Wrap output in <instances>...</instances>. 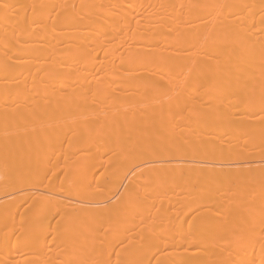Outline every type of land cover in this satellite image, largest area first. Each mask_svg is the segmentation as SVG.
I'll return each instance as SVG.
<instances>
[{"label":"bare ground","instance_id":"6f19581e","mask_svg":"<svg viewBox=\"0 0 264 264\" xmlns=\"http://www.w3.org/2000/svg\"><path fill=\"white\" fill-rule=\"evenodd\" d=\"M0 264H264V0H0Z\"/></svg>","mask_w":264,"mask_h":264},{"label":"rangeland","instance_id":"374dc122","mask_svg":"<svg viewBox=\"0 0 264 264\" xmlns=\"http://www.w3.org/2000/svg\"><path fill=\"white\" fill-rule=\"evenodd\" d=\"M253 160H254V159H253ZM251 161H252V160H251ZM60 165H61V163H60ZM60 165H59V166H60ZM59 168H60V167H59ZM57 170H58V169H57ZM102 170H103V168H102V169H99L97 172L100 173V172H102ZM57 172H58V174H57V180H59L58 175H59V176H62L63 171H62V169L60 168V170H58ZM97 172L95 173V175H98V174H99V173L97 174ZM60 173H61V174H60ZM94 178H95V177H94ZM93 181H94V180H93ZM93 183H94V182H93ZM94 184H95V183H94ZM94 184H92V185L90 184V186L92 187V186H94Z\"/></svg>","mask_w":264,"mask_h":264}]
</instances>
